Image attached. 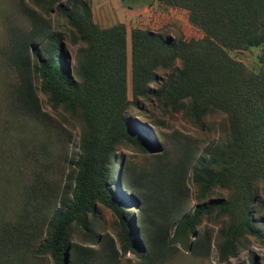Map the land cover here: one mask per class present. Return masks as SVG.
<instances>
[{"label":"trees","instance_id":"16d2710c","mask_svg":"<svg viewBox=\"0 0 264 264\" xmlns=\"http://www.w3.org/2000/svg\"><path fill=\"white\" fill-rule=\"evenodd\" d=\"M162 1L209 38L191 46L169 25L130 28L128 97L123 22L99 25L90 0H19L27 27L0 43V158L5 144L25 162L0 196V264H122L126 253L174 264L180 246L203 258L213 244L224 260L247 235L264 245V0ZM256 46L257 70L228 54ZM147 106L200 133L158 130L157 140L132 114ZM55 142L68 170L52 187L28 152ZM127 148L140 159L122 157ZM97 204L111 211L109 230Z\"/></svg>","mask_w":264,"mask_h":264},{"label":"rangeland","instance_id":"374dc122","mask_svg":"<svg viewBox=\"0 0 264 264\" xmlns=\"http://www.w3.org/2000/svg\"><path fill=\"white\" fill-rule=\"evenodd\" d=\"M30 4V0H23ZM90 8L92 18L99 25L106 26L114 22L120 21L125 24L126 28V85L127 95L130 96V71H129V30L132 27H149L157 29L162 26L169 25L170 30L173 28H179L183 34L185 42L191 46H196L209 38L202 29L197 27L188 19V10L181 6H171L162 0H90ZM53 16V15H52ZM27 27L26 16L20 9L19 0H0V43L4 42L7 37V32L10 31L11 27ZM208 40V39H207ZM260 52V46L243 48V49H232L228 50V54L241 61L245 66L252 70H257L259 66L258 53ZM1 73V72H0ZM45 96L41 94L42 105L48 108V104L44 102ZM151 113L150 116L145 115ZM132 114L135 119L143 121L148 125L154 132L157 140L160 139L158 130L168 131L172 128L181 130L182 132H188L191 134L200 133L198 128L193 126L191 123L177 116L166 118L161 115L155 108L147 106V111L141 113L136 109H132ZM162 120V121H161ZM27 133L36 132L38 127L31 126L25 128ZM77 132V128L72 129L73 135ZM204 136L209 139L214 138L216 133L213 129L204 132ZM1 161H0V196L11 191V184L8 182V178H15L13 173L22 174L21 169L23 167L22 156L14 154L11 150L7 149L5 144H1ZM15 151L19 152L20 148L14 146ZM66 146L62 142L49 143L47 144L45 153L38 151H29L28 155L31 156L30 164L31 169L41 171L46 178V183L49 186L54 187L51 181H60L62 184V169L68 170V165H63L62 156ZM70 148H67L69 151ZM141 152L127 148L122 151V157L127 159L138 160L141 157ZM21 155V152H20ZM14 164L12 170H8V163ZM9 159V160H8ZM14 159V160H12ZM116 162V161H115ZM44 164V166H40ZM116 166V165H115ZM47 168V170H46ZM46 170V171H45ZM189 189V207L194 203L193 195L197 191L196 184L188 182ZM128 193L127 190H125ZM218 188H215L213 192H219ZM221 192V191H220ZM129 212H134L133 206L128 207ZM261 216L264 218V208L261 210ZM96 216L99 218L100 227L109 230V223L112 218L111 211L103 206L97 204ZM102 229H100L101 231ZM72 240L82 243H88L93 245V241L83 240L80 235L76 233L72 234ZM248 243L247 248L241 249L234 256H228L224 260H218L217 250L215 245H211L210 252L203 258H192L182 246L179 248L174 264H248L249 259L247 253L250 252L254 256L256 264H264V245L260 244L257 239L251 235H247ZM122 264H134L137 260V256L133 253H126L121 259ZM49 264V259L45 257L42 260V264Z\"/></svg>","mask_w":264,"mask_h":264}]
</instances>
